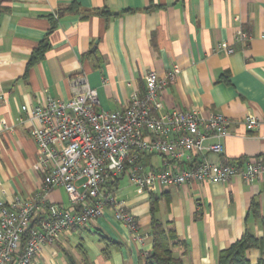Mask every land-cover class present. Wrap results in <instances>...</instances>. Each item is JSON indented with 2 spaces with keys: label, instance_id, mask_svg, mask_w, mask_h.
<instances>
[{
  "label": "crops",
  "instance_id": "1",
  "mask_svg": "<svg viewBox=\"0 0 264 264\" xmlns=\"http://www.w3.org/2000/svg\"><path fill=\"white\" fill-rule=\"evenodd\" d=\"M0 14V201L28 199L42 180L32 123L21 111L47 98L67 100L82 77L97 91L99 108L123 109L144 92L149 71L163 76L177 66L175 82L161 94L163 110L195 109L237 121L246 114L264 119V0H7ZM127 11V12H124ZM237 30L248 38L235 40ZM224 42L233 52L221 48ZM44 43L42 57L28 64ZM211 163L245 158L264 160L260 130L234 123ZM158 166L162 159L149 158ZM120 179L116 200L139 224L135 241L110 209L87 226L64 232L43 246L32 264H138L151 248L150 207L173 229L175 256L185 264H216L217 253L245 230L264 239V175L253 183L169 186L153 196ZM134 187V188H133ZM61 187L49 203L66 204ZM260 218L253 217L251 202ZM45 209L38 208L37 216ZM262 218V220H261ZM112 242L104 254L102 238ZM251 261L258 251L247 252Z\"/></svg>",
  "mask_w": 264,
  "mask_h": 264
},
{
  "label": "built area",
  "instance_id": "2",
  "mask_svg": "<svg viewBox=\"0 0 264 264\" xmlns=\"http://www.w3.org/2000/svg\"><path fill=\"white\" fill-rule=\"evenodd\" d=\"M247 38L243 30L236 31L235 40ZM220 47L233 52L224 42ZM178 74L177 66L163 76L149 71L142 95L133 94L119 110L100 109L97 91L81 76L73 81L67 100L47 98L29 108L21 106L32 123L29 134L42 180L31 198L0 201V264H32L43 246L87 226L105 209L141 243L138 222L115 197L120 179L156 194L191 182L226 184L238 177L253 183L264 175L261 158L227 163L205 158L222 152V140L234 123L250 133L260 130L264 137V119L249 113L233 121L220 113L203 116L195 109L163 110L161 94ZM152 156L162 163L153 165ZM56 187L67 195L66 204L49 203L48 194ZM40 207L43 217L31 226Z\"/></svg>",
  "mask_w": 264,
  "mask_h": 264
},
{
  "label": "trees",
  "instance_id": "3",
  "mask_svg": "<svg viewBox=\"0 0 264 264\" xmlns=\"http://www.w3.org/2000/svg\"><path fill=\"white\" fill-rule=\"evenodd\" d=\"M6 1L7 0H0V14L6 9V6L3 4ZM45 48L46 44L41 43L38 48L33 51L28 64L30 65L37 59L41 58ZM153 195L154 194H151V196ZM256 205L257 204L252 201L250 205V211L253 217L260 218ZM155 211L156 206L155 200L153 199L151 200L149 225L151 248L148 252L141 253L138 264H185L181 257L175 256L172 252V247L176 246L179 242L174 230L167 228L164 223L156 219L154 216ZM39 217H43V215ZM37 219L38 216H36L32 221L31 226L37 222ZM102 239L105 243L103 252L104 254H108L107 249L109 244L113 245V243L104 237ZM252 249L258 251V257L255 261H251L247 256V252ZM67 262L68 264H77L71 257L67 258ZM83 264L90 263L84 259ZM216 264H264V239L261 237H256L249 231L245 230L239 239L235 240L229 246L217 253Z\"/></svg>",
  "mask_w": 264,
  "mask_h": 264
},
{
  "label": "rangeland",
  "instance_id": "4",
  "mask_svg": "<svg viewBox=\"0 0 264 264\" xmlns=\"http://www.w3.org/2000/svg\"><path fill=\"white\" fill-rule=\"evenodd\" d=\"M122 182L123 183H128V181L125 179V178H123V180H122ZM130 184V183H129ZM131 187H132V185H130ZM134 188V187H133ZM67 198V197H66Z\"/></svg>",
  "mask_w": 264,
  "mask_h": 264
}]
</instances>
